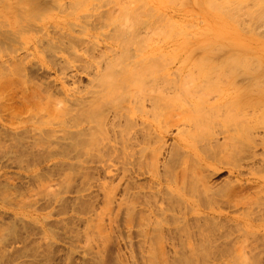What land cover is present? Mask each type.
<instances>
[{"label": "rangeland", "instance_id": "obj_1", "mask_svg": "<svg viewBox=\"0 0 264 264\" xmlns=\"http://www.w3.org/2000/svg\"><path fill=\"white\" fill-rule=\"evenodd\" d=\"M18 1H0V264H264V0L213 18L201 0ZM119 1L163 17L160 46L140 48L162 53L163 81L152 62L150 80L120 75L104 24ZM22 2L52 36L86 41L7 71ZM46 86L57 111L38 121Z\"/></svg>", "mask_w": 264, "mask_h": 264}, {"label": "bare ground", "instance_id": "obj_2", "mask_svg": "<svg viewBox=\"0 0 264 264\" xmlns=\"http://www.w3.org/2000/svg\"><path fill=\"white\" fill-rule=\"evenodd\" d=\"M1 1V0H0ZM19 1H22V0H19ZM18 1V2H19ZM75 1V0H74ZM84 1V0H83ZM185 1V0H184ZM183 1V2H184ZM219 1V0H218ZM217 0H201V1H196V3L197 4H199V5H202L203 7H204V10H205V12L206 13H209V14H211V17L213 18V17H215L216 15H219L220 14V11L222 10V9H226L227 7H231L229 4H231L229 1L230 0H221L220 2H218ZM246 1H248V0H238V1H232V3L233 2H235V4L233 3V5H236L235 7H233L234 9L235 8H237V9H241V7L240 8H238L239 6H243L244 5V3ZM33 2V1H32ZM78 2V1H77ZM221 2H223L224 3V5H223V3H221ZM229 2V3H228ZM238 4H237V3ZM20 3V2H19ZM23 3H25V2H22L21 4H16V3H14L16 6H15V8H14V6H13V8H10V15H9V17H7V20H8V22H9V32L10 33H12V34H14L18 39V41L17 42H19V45H20V47H21V49H19V48H17V50L15 51V53H9V54H7V55H5V58H2V60H1V64L6 68V70L7 71H11V70H8L7 69V67H9V65H11L10 64V62H13L14 63V65H12V68H13V66L16 68L17 67V70H15V71H20L19 69V66L23 63V61L25 60V59H27V58H30L31 60V62H32V64L34 63V61H35V65L37 64V63H39V65L40 66H42L43 68H46V67H44V64H47V62L46 63H44L43 61L44 60H42V59H44L43 57V55L42 54H46V52H47V54L48 53H52L53 55H54V53H56L57 51H59L60 52V49H66V48H64L63 46H66V45H68V46H70L69 48H70V50L69 51H71V47H73V46H71V45H74V44H76V42H78L77 40H81V43L83 42L82 41V38L80 37H75L71 32H69L68 30H63V32H54V33H56V35L58 36V37H56V36H52L51 34H50V31H48V29L47 28H51L50 26H51V24L49 25V27H47L46 26V24H39L37 21H35V20H32L30 17L33 15V13L32 12H34L33 11V9H30L29 7H25V5H23ZM30 3H31V1H30ZM59 3V2H58ZM75 3H76V1H75ZM249 3V2H248ZM11 4H13V3H11ZM41 4L42 3H40L39 5L41 6ZM74 3H72V5H73ZM77 4V3H76ZM80 4H81V2H80ZM84 4H85V2H84ZM21 5V6H20ZM59 5H60V3H59ZM63 5V4H62ZM62 5H61V7H62ZM78 5V4H77ZM82 5V4H81ZM80 5V6H81ZM117 7L118 8H116L118 11H115V12H118L117 14L118 15H110V17H107L106 15V17L108 18V19H103V18H100V15H99V23H100V21L102 22V23H104L105 21V23L104 24H106L107 23V21L109 20L110 21V23L111 24H113L114 26H111V28L112 27H115V31L113 30V28H112V31H114V32H117V36H119L120 37V39L121 40H119L120 42H118L117 43V45L119 46V45H121V48H120V50L119 51H121V53L123 54L124 53V56H123V58L121 59V61H119L120 63H119V65L121 66V68H122V72H121V74L120 75H127L126 73L128 72V71H130V69L131 68H133V69H136L138 72H140V75L143 77V78H146V79H148V80H150L151 79V77H152V75L149 73L150 72V69H149V64H150V62H152L153 63V65H154V67H155V69H156V67H157V70H156V73H155V75L157 76V78H154V79H156L157 81H163L165 78H166V73L164 72V69L162 68L163 67V56H162V53H160V51H159V53L156 55V56H151V53H148V51L146 52V53H143L141 50H140V48L142 47V44H144V43H147L148 44V46H150L152 43H153V38H155V40H156V43H157V45L158 46H160V44H159V41H158V37H160L161 36V32H162V30H163V17L161 16V15H157V16H154V17H149L147 20L145 19V20H143L141 17H139V14L141 13V11H140V9L137 7V6H134V4H132V3H130V4H128V3H126V2H124V1H119L118 3H117ZM226 5H228L227 7H226ZM232 5V4H231ZM237 5H239V6H237ZM253 5H255V4H253ZM6 6V5H5ZM37 6V5H36ZM42 6H44V5H42ZM225 6V7H224ZM245 6V5H244ZM243 6V7H244ZM10 7H12V6H10ZM25 7V8H24ZM74 7V6H73ZM77 8V10H78V8H80L79 7V5L78 6H76ZM83 7V6H82ZM231 7V8H232ZM246 8L248 7V6H245ZM252 7V6H251ZM255 7V6H254ZM29 8V9H28ZM64 7H62V9H63ZM66 8V7H65ZM91 8V7H90ZM89 8V9H90ZM232 8V9H233ZM246 8H245V10H246ZM250 8V7H249ZM6 9V8H5ZM4 9V10H5ZM38 9V8H37ZM73 9V8H72ZM71 9V10H72ZM91 9H94L93 7L91 8ZM253 9V8H252ZM70 9H68V10H66V11H69ZM76 10V11H77ZM96 10V9H95ZM115 10V9H114ZM120 10H121V12H120ZM227 10V9H226ZM244 10V9H243ZM245 10H244V12H245ZM255 10V9H254ZM63 11H65V10H63ZM75 11V12H76ZM108 11H110L111 12V9L110 10H108ZM107 11V12H108ZM231 11V10H230ZM235 11H239L240 13H241V11H242V9L241 10H236L235 9ZM248 11H249V9H248ZM45 12V11H44ZM73 14H75V12H74V9H73ZM72 12H70L69 11V13L70 14H72ZM106 12V13H107ZM222 12H224L223 10H222ZM232 12H234V10L232 11ZM253 12V11H252ZM35 13V12H34ZM38 13V12H37ZM124 13V14H123ZM219 13V14H218ZM235 13V12H234ZM233 13V14H234ZM243 13V12H242ZM250 13V12H249ZM248 12H247V14H249ZM254 13V12H253ZM256 13V12H255ZM39 14V13H38ZM85 14V13H84ZM89 14V13H88ZM107 14H111V13H107ZM116 14V13H115ZM121 14V15H120ZM216 14V15H215ZM222 14V13H221ZM233 14H230V16H229V19H231L232 21L233 20H235L234 18H236V17H238V15L235 17V15L233 16ZM44 15V14H43ZM82 15V14H81ZM222 15H224V14H222ZM226 15H228V13L226 12V14H225V16ZM250 15V14H249ZM85 16H87V15H85ZM234 18H233V17ZM39 17V16H38ZM41 17V16H40ZM39 17V18H40ZM78 17V16H77ZM77 17H75L76 19H77ZM81 17H83V16H81ZM81 17H79V19H81ZM101 17H103V16H101ZM105 17V18H106ZM228 17V16H227ZM231 17V18H230ZM240 17V16H239ZM37 18V17H36ZM85 17H83L82 18V21H83V19H84ZM42 19V18H41ZM47 19V18H46ZM100 19H102V20H100ZM125 19H127V20H125ZM38 20V19H37ZM103 20H104V22H103ZM130 20H132V21H134V22H132L131 23V21ZM26 21V23H28L27 25L25 24V25H23L22 26V23L23 22H25ZM41 21V20H40ZM80 21V20H79ZM81 21V22H82ZM128 21H130V23L132 24H130L129 26H128ZM238 21V20H237ZM237 21H235V22H237ZM5 22V25H6V21H4ZM4 22H3V24H4ZM84 23V22H83ZM87 22V20H86V22H85V24L86 25H88V24H90V23H88ZM109 22H108V24H110ZM125 23H127V26L125 25ZM232 23H234V22H232ZM231 23V24H232ZM8 24V23H7ZM71 24V23H70ZM73 24H75V23H73ZM84 24V25H85ZM236 24V23H235ZM78 26H79V24H77ZM77 25H76V27H77ZM81 25V24H80ZM94 24H92L91 26H93ZM123 25L125 26V27H127V28H123ZM233 25V24H232ZM238 25V24H237ZM75 26V25H74ZM96 26V25H95ZM109 26V25H108ZM239 26V25H238ZM241 26V25H240ZM248 26V25H247ZM70 27H71V25H70ZM73 27V26H72ZM71 27V28H72ZM80 27V26H79ZM83 29H85L84 28V26H81ZM129 27V28H128ZM242 27V26H241ZM55 28V27H54ZM60 28V27H59ZM74 28V27H73ZM72 28V29H73ZM82 28H80L79 30L81 31V32H83L82 30ZM93 29L92 27H89L88 29ZM56 30H57V28H55ZM75 29V28H74ZM82 29V30H81ZM96 29H97V27H96ZM211 29H212V31H215V27H214V24L213 23H211ZM245 29V28H244ZM5 31H7V29H5ZM4 31V32H5ZM61 31H62V29H61ZM85 31V30H84ZM249 30L247 29V32H248ZM53 32V31H52ZM51 32V33H52ZM81 32H78V33H81ZM249 32H251V31H249ZM248 32V33H249ZM53 33V34H54ZM58 33H60V34H58ZM252 33V32H251ZM11 34V35H12ZM114 35H115V38H119V37H117L116 36V33H114ZM14 36V37H15ZM87 36V35H86ZM88 36L90 37V35L88 34ZM154 36V37H153ZM158 36V37H157ZM7 37V36H6ZM93 37V36H92ZM8 38H9V35H8ZM7 38V39H8ZM94 39H95V37H93ZM6 39V40H7ZM10 39V38H9ZM8 39V40H9ZM15 39V38H14ZM84 39V38H83ZM85 40V39H84ZM88 40V39H87ZM117 40V39H116ZM15 41H16V39H15ZM86 41V40H85ZM93 41V40H92ZM92 41L90 42V41H88V42H90V43H92ZM87 42V43H88ZM96 42V41H95ZM95 42H94V44H95ZM5 43V42H4ZM90 43H88L87 45H91L92 47H93V44H90ZM104 43V42H103ZM116 43V42H115ZM33 44V47H30L31 45ZM83 44V43H82ZM82 44H80L79 43V45H81V46H83ZM235 44H237V45H239L238 43H235ZM46 45V46H45ZM77 45H78V43H77ZM77 45L76 46H74V48L76 47V48H78L77 47ZM85 46L84 45V48H86V47H88V46ZM97 45H98V43H97ZM96 45V46H97ZM102 45V44H101ZM108 45V44H107ZM109 45H110V43H109ZM91 46H89V47H91ZM104 46H106L105 44L102 46V47H104ZM113 46V45H112ZM134 46H135V49H134ZM234 46V45H233ZM63 47V48H62ZM101 47V46H100ZM107 47V46H106ZM109 47V46H108ZM120 47V46H119ZM122 47H123V50H124V52H122L123 50H121L122 49ZM137 47V48H136ZM7 48V47H6ZM69 48H67V49H69ZM75 48V49H76ZM94 48H95V45H94ZM97 48H98V46H97ZM242 48V47H241ZM8 49V48H7ZM7 49H6V51L5 52H10L9 51V49H8V51H7ZM41 49V50H40ZM88 49V48H87ZM87 49L85 50V51H87ZM90 49V48H89ZM99 49V48H98ZM101 49V48H100ZM109 49H111V47L109 48ZM114 48H112L111 50H113ZM161 49V48H160ZM4 50H5V48H4ZM3 50V51H4ZM21 50H24L25 51V53H24V57L22 56H20L19 55V51H21ZM92 50V49H91ZM97 50V49H96ZM115 50V49H114ZM240 50V49H239ZM23 51V52H24ZM66 51V50H65ZM90 51V50H89ZM94 51V50H93ZM116 51H117V49H116ZM67 52H68V50H67ZM72 52V51H71ZM74 52V51H73ZM72 52V53H73ZM58 53V52H57ZM63 53H65L64 51H63ZM75 53H77V52H75ZM88 53L89 52H87V55H88ZM68 54H70V52H68ZM48 56H52L51 54L50 55H48ZM56 56V55H55ZM54 56V57H55ZM92 56V55H91ZM64 57V56H63ZM88 57H89V55H88ZM45 59H46V57H45ZM87 59V58H86ZM86 59H85V61H86ZM90 59V58H89ZM23 60V61H22ZM65 60V58H63V60H62V62ZM75 60H77V59H73V61H75ZM20 61H22V62H20ZM29 61V62H30ZM50 63H52L50 60H48ZM66 61V60H65ZM57 62V61H56ZM87 62V61H86ZM12 63V64H13ZM21 63V64H20ZM53 63H54V61H53ZM52 63V64H53ZM66 63V62H65ZM73 62L72 61H70V63H66V64H72ZM91 63H92V61H91ZM58 64V63H57ZM60 64V63H59ZM59 64H58V66H59ZM63 64H64V62H63ZM88 64V63H87ZM93 64V63H92ZM16 65V66H15ZM19 65V66H18ZM53 65H55V63L53 64ZM50 66V65H49ZM57 66V67H58ZM52 67V66H51ZM54 67H56V66H54ZM261 68V67H260ZM10 69V68H9ZM48 69V68H47ZM143 69H145V70H143ZM13 70V69H12ZM49 70V69H48ZM51 70V69H50ZM59 70H60V72H61V74L62 75H64V76H66V71L68 70V68L67 67H65V66H59ZM264 70L261 68V70H258V73H259V78H261L262 76H263V72ZM152 73H154V72H152ZM11 74V73H10ZM123 77V79H126L127 77L126 76H122ZM63 90H65V87H63ZM43 92H44V96L42 97V99L40 98V104H39V107L38 108H36L34 111H32V113H31V116H32V119H36V120H38L39 121V119H44L45 118V116H48V115H53V111L55 110V111H57L56 110V108L51 104V105H49V102L51 103V98H52V95H51V93H50V89H49V87L48 86H46V87H44L43 88ZM235 94V93H234ZM247 99H248V96H247ZM160 101H162V99L160 100ZM159 101V102H160ZM162 103V102H161ZM54 116V115H53ZM185 145V144H184ZM180 146V145H179ZM185 149V148H184Z\"/></svg>", "mask_w": 264, "mask_h": 264}]
</instances>
